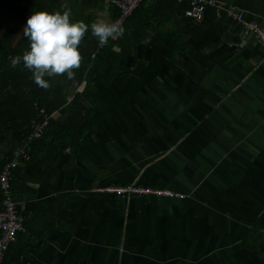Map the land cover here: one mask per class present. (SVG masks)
I'll return each instance as SVG.
<instances>
[{"label": "crops", "instance_id": "0c3cea01", "mask_svg": "<svg viewBox=\"0 0 264 264\" xmlns=\"http://www.w3.org/2000/svg\"><path fill=\"white\" fill-rule=\"evenodd\" d=\"M153 8L166 32L185 26ZM197 26L185 48L148 29L104 63L74 161L65 144L14 169L27 226L9 264H264V45L213 11ZM127 184L175 195L100 190Z\"/></svg>", "mask_w": 264, "mask_h": 264}, {"label": "trees", "instance_id": "16d2710c", "mask_svg": "<svg viewBox=\"0 0 264 264\" xmlns=\"http://www.w3.org/2000/svg\"><path fill=\"white\" fill-rule=\"evenodd\" d=\"M224 1L227 6L242 11L248 20H255L264 27V17L261 13L264 0ZM147 2V0H142L133 14L125 20L122 25L123 35L109 38V42L105 45L99 44L98 38L91 34L89 28L78 45L82 59L79 68L74 69V78L68 79L66 74L46 77L50 86L44 89L34 82L31 72L24 68L22 63L16 67L11 65L12 59L17 55H22L28 48L29 41L23 32L31 13L40 10L50 12L69 10L72 20L83 21L91 25L98 21V17L104 11L109 13L110 22H115L120 16V8L111 5L106 9L103 0H0V171L18 155L22 163L39 159L44 167L52 161L59 148L65 144H70L73 152L70 161H74L82 138L92 133L93 130L89 105L96 99L90 92V82L104 63L118 64L122 58L132 55L131 40L137 37L138 43L144 41L148 29L164 35L172 45L178 48L181 46L180 39L183 35L180 30L191 35L187 26L191 27V31L198 27L199 22L185 14L188 8L186 2L158 0L152 7L149 5L151 3ZM154 6L155 9L165 6L167 10L170 8L174 13L177 10L183 16L185 26H175L171 29V33L166 32L163 30L166 21L158 20L160 15L153 10ZM209 11L214 12L209 8L206 15ZM223 16L227 17L225 14ZM239 25L244 28L243 24ZM183 46L184 48L188 46V42L184 41L181 47ZM84 82H87L85 89L79 91L78 87ZM41 110H44V115L59 111L62 116L59 119L49 118V125L43 136L31 141L29 137L33 132L34 123L44 120ZM21 149L25 150L28 159L24 154L18 153ZM14 169L11 170V183L14 196L18 200L17 194L19 190H22L23 185L15 179ZM68 173L74 174V171ZM31 197L34 199L32 193H26V201L32 202ZM1 199L0 191V207ZM18 209L26 216V210H23L19 201ZM24 224L27 226V222ZM257 232L255 228H252L248 234L252 236ZM24 236L25 232H19L18 240L19 238L24 240ZM10 250L11 248L3 264H9Z\"/></svg>", "mask_w": 264, "mask_h": 264}, {"label": "clouds", "instance_id": "9594fccd", "mask_svg": "<svg viewBox=\"0 0 264 264\" xmlns=\"http://www.w3.org/2000/svg\"><path fill=\"white\" fill-rule=\"evenodd\" d=\"M89 28L101 45L124 33L119 22L101 20L89 25L72 20L69 10L34 11L27 18L23 32L29 41L28 48L14 57L11 65L16 67L22 63L31 72L34 82L44 89L50 86L46 77L66 74L68 79H73L74 69L79 68L82 59L78 45Z\"/></svg>", "mask_w": 264, "mask_h": 264}, {"label": "built area", "instance_id": "2783aa9c", "mask_svg": "<svg viewBox=\"0 0 264 264\" xmlns=\"http://www.w3.org/2000/svg\"><path fill=\"white\" fill-rule=\"evenodd\" d=\"M105 7L111 5L120 8V16L115 22L124 24L125 20L133 14L138 8L142 0H103ZM178 2L188 3L185 11L187 17L193 18L197 22H201L209 8L213 9L219 16L226 15L233 21L243 24L245 31L255 35L264 45V27L255 20H248L244 13L235 7H229L224 0H177ZM54 112L51 115H44V120L34 123L33 132L29 139L36 140L43 136L49 125V118H56ZM44 110H41V115ZM40 115V116H41ZM18 153L24 154L28 158L24 149ZM21 162L19 155L16 159L6 164L5 168L0 171V191L2 193L0 208V264H3L6 255L12 244L18 241V233L25 230V216L18 209V202L15 199L11 183V170L17 167ZM101 191L117 194V195H175L174 192L152 186H144L139 184L116 185L100 188ZM184 196L183 194H178Z\"/></svg>", "mask_w": 264, "mask_h": 264}, {"label": "rangeland", "instance_id": "374dc122", "mask_svg": "<svg viewBox=\"0 0 264 264\" xmlns=\"http://www.w3.org/2000/svg\"><path fill=\"white\" fill-rule=\"evenodd\" d=\"M94 82H95V79L93 80V83H94ZM84 83H86V82H84ZM84 83H83L82 85H84ZM82 85H80V86L78 87V90L81 89L80 87H82ZM43 115H44V114H43ZM0 208H1V207H0ZM21 232H22V231H21ZM12 245H14V244H12ZM12 245H11V246H12ZM10 248H11V247H10Z\"/></svg>", "mask_w": 264, "mask_h": 264}, {"label": "bare ground", "instance_id": "6f19581e", "mask_svg": "<svg viewBox=\"0 0 264 264\" xmlns=\"http://www.w3.org/2000/svg\"><path fill=\"white\" fill-rule=\"evenodd\" d=\"M145 37H146V36H145ZM129 38H130V37H129ZM129 38H128V39H129ZM136 38H137V37H136ZM129 42H130V41H128V43H129ZM118 43H119V42H118ZM125 44H126V43H125ZM129 44H130V43H129ZM122 45H123V44H122ZM125 46H126V45H125ZM127 46H128V45H127ZM123 47H124V46H123Z\"/></svg>", "mask_w": 264, "mask_h": 264}, {"label": "water", "instance_id": "95a60500", "mask_svg": "<svg viewBox=\"0 0 264 264\" xmlns=\"http://www.w3.org/2000/svg\"><path fill=\"white\" fill-rule=\"evenodd\" d=\"M86 85H87V82L85 83V86L84 87H86Z\"/></svg>", "mask_w": 264, "mask_h": 264}]
</instances>
